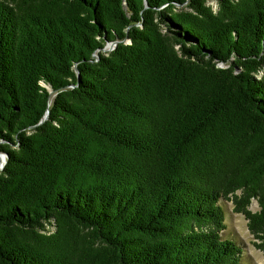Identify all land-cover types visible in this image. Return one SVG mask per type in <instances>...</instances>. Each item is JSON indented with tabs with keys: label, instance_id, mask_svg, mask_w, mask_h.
Returning <instances> with one entry per match:
<instances>
[{
	"label": "trees",
	"instance_id": "1",
	"mask_svg": "<svg viewBox=\"0 0 264 264\" xmlns=\"http://www.w3.org/2000/svg\"><path fill=\"white\" fill-rule=\"evenodd\" d=\"M208 1L0 0V264H248L222 200L264 256V0Z\"/></svg>",
	"mask_w": 264,
	"mask_h": 264
},
{
	"label": "rangeland",
	"instance_id": "2",
	"mask_svg": "<svg viewBox=\"0 0 264 264\" xmlns=\"http://www.w3.org/2000/svg\"><path fill=\"white\" fill-rule=\"evenodd\" d=\"M208 2L212 4L213 8L216 7L215 0H209ZM221 203L223 204L221 207L226 223L224 236L234 239L242 245V257L248 264H264V256L262 252L254 246L252 242V235L246 226L244 216L241 213L232 211L231 201L222 200ZM249 207L252 210L258 209L255 199H252Z\"/></svg>",
	"mask_w": 264,
	"mask_h": 264
},
{
	"label": "water",
	"instance_id": "3",
	"mask_svg": "<svg viewBox=\"0 0 264 264\" xmlns=\"http://www.w3.org/2000/svg\"><path fill=\"white\" fill-rule=\"evenodd\" d=\"M124 41H127L128 40V37L125 36V38L123 39ZM118 43V40H113V41H107L105 43V45L101 48L102 51H109L111 49L114 48V46ZM93 56H95L97 58V53H93ZM75 71L78 73V70L77 68H75ZM47 117V111L46 113L43 115V117L40 119L39 122H42L46 119ZM6 153H3V152H0V169L3 168V165L5 164L6 162Z\"/></svg>",
	"mask_w": 264,
	"mask_h": 264
}]
</instances>
